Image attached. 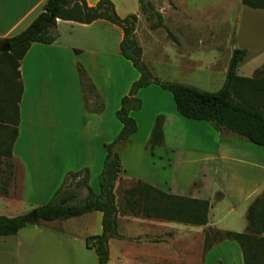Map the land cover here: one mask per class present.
Returning a JSON list of instances; mask_svg holds the SVG:
<instances>
[{"label":"crops","instance_id":"1","mask_svg":"<svg viewBox=\"0 0 264 264\" xmlns=\"http://www.w3.org/2000/svg\"><path fill=\"white\" fill-rule=\"evenodd\" d=\"M46 1L0 0V39L12 37L23 31L43 10ZM97 1L86 0L89 6L95 5ZM111 1L117 14L121 17L135 13L134 10L131 12L134 0L123 1V8L126 11L123 14H119L116 2ZM182 1L184 0H180L178 7L181 11L174 12V19L189 21L184 24L189 39H186V43H184L182 40H185V37L180 36L177 44L174 45V55L180 70L192 69L198 65V59L193 56V53L198 50L200 45L205 46L206 49L210 46H220L219 40L215 38L217 35L221 36L220 41L224 37L228 39L227 21L229 19H237L238 22L233 50L236 48L246 50V56L237 68L240 69L239 67L252 58H254V62L258 63L257 68L264 64L263 10L249 8L242 3V0H208L203 4L208 5L206 8L208 12H201L198 10V6L194 9L182 8ZM196 1L195 4H198L201 0ZM138 14L146 19L140 6ZM162 14L161 12L160 15L163 18ZM136 16L135 38L139 32L138 21L140 19L138 15ZM252 19L261 25V34L251 40L253 45H249L246 42L251 39L248 28ZM200 26H204V30L201 31L204 40L197 34L194 37L191 35L193 32H197ZM147 28L144 35L149 41V57L160 60V53L163 49L155 37V32L159 28L152 30L149 23ZM224 28H226L225 31ZM56 31L58 38L55 42L31 44L19 65L23 92L19 104L18 135L13 144L12 155L15 162L21 167L22 184L20 200L16 205L23 207L29 204L33 210L47 204L53 198L70 172H77L84 168L89 170V186L97 194L93 189L92 179L96 178L97 174L99 176L101 174L106 154L105 145L112 142L121 129V123L116 116L121 99L128 94L133 82L139 78V73L132 63L121 56L119 52L123 31L118 26L105 20L80 24L57 19ZM142 58L150 69L143 48ZM78 64L87 72L104 102V110L100 113H90L85 109L77 71ZM121 73L125 76L122 78L121 86H118ZM165 92L167 91L155 84L137 91L136 96L141 100V108L130 113L136 121L137 131L117 148L123 170L115 183V194L121 182L123 189L119 190L122 197L125 189L133 185L136 180H142L172 194L206 199L211 204V214L214 210L211 199H220L226 204V211L230 215L226 228L228 227L227 229L230 231H242L240 230L242 228L228 225H233L237 221L236 210L240 207L243 208V217L239 222L243 229L245 226L247 227L245 221L247 222L246 211L249 202L264 189V174L262 173L264 165L252 158H246V155L241 156L242 149L252 147L248 148L244 143H240L241 141L239 142L232 133L219 131L212 126L206 127L204 121L183 118L177 112L173 98H170ZM147 102L152 104L148 109ZM160 115L164 117V141L161 146L155 147L154 155L161 151L168 162L180 155V159L185 162L198 161V163L211 166V171L203 173V176L211 177L207 190L204 189L202 183L199 191L180 193L182 186H179L180 191H178L169 181L164 180L160 183L155 176H148L142 166L137 165L140 167L139 171L133 165L136 163L124 158L125 150L132 151L136 148H143L145 152L147 151L154 122ZM71 126L75 130L73 137L70 135ZM247 167L254 174H244L241 169ZM234 168L240 169V171H235ZM191 183L189 182L186 187L188 188ZM83 191L86 195V190ZM7 201L11 203L9 199ZM123 204L122 200L123 214L117 215V231L119 223H122L126 230L141 226H145L146 230L144 231L143 228L142 232H136V234L118 232L120 238H111L108 243V264H167V261H170L169 264H207L208 256L215 249L223 246L224 249H231L226 262H223L225 260L219 256V260L223 264H243L239 245L237 243L238 247L231 245L227 240L212 246L205 254L202 250L201 259L199 251L203 247L204 239L201 237L199 242L198 234H193V231L200 226L179 222L176 223L180 224L185 229L183 232L189 235L185 236L187 239L184 243H180L179 246L175 243L176 249L166 254L164 244L169 240L174 241L177 236L175 237L174 233L170 237H165L162 234L165 231L164 226L172 224L174 221L133 215L123 208ZM96 212H89L67 220L47 221V223L61 222L64 224L75 218L97 216L95 221L100 223L101 232L102 214ZM211 214L206 225L219 227L218 222L212 221ZM87 221L90 224L91 219H85L84 222ZM38 222L30 224L37 226ZM19 231L15 235L0 237V242L3 244L8 243L7 240L14 237L16 241L13 249L16 253L24 242L18 235ZM59 232H65V230L59 229ZM100 232H94L92 235ZM87 236L83 239V251H79L80 259L89 258L90 254L94 252L93 249H89L85 245Z\"/></svg>","mask_w":264,"mask_h":264},{"label":"trees","instance_id":"2","mask_svg":"<svg viewBox=\"0 0 264 264\" xmlns=\"http://www.w3.org/2000/svg\"><path fill=\"white\" fill-rule=\"evenodd\" d=\"M138 2L141 12L150 21L154 11L152 3L149 0ZM242 3L249 8L264 11V0H242ZM155 16L158 22L150 24L152 30L163 27L160 13ZM57 19L80 24L105 20L118 26L123 31L119 52L139 73V78L133 82L128 94L121 99L116 113L121 129L117 137L105 145L99 193L95 194L90 188L89 170L84 168L70 172L53 198L34 209L36 222L67 220L89 212H100L101 232L87 237L85 245L94 250L97 264H108L109 240L121 237L117 231V215L122 205L119 207L116 202L115 183L123 169L117 148L137 131L136 121L130 115L132 111L141 108L137 91L151 84L158 85L172 95L176 110L183 118L208 122L219 131L235 134L255 146L264 147V65L252 77L238 75L237 66L245 58L246 50L236 48L232 51L224 83L216 92L162 81L153 76L143 61L142 48L135 38V14L120 17L111 0H98L93 6H89L86 0H47L43 10L23 31L0 39V195L3 196L9 195L8 188L15 180L16 162L12 148L18 135L19 104L23 92L20 61L31 44H51L57 40ZM3 45H7L9 50L2 51ZM77 71L85 109L90 113L102 112L104 102L92 80L79 64ZM163 122L162 115L154 122L148 141L151 153L155 147L163 144ZM82 190H86V195L79 199ZM123 203V208L133 215L199 226L208 223L211 208L206 199L167 193L142 180H136L124 190ZM246 220L247 229L244 232L208 229L205 233L204 254L213 245L228 240L239 245L243 264H264V191L248 206ZM25 226L20 216L0 215V237L15 235ZM210 235L216 236V240L214 237L210 241Z\"/></svg>","mask_w":264,"mask_h":264},{"label":"rangeland","instance_id":"3","mask_svg":"<svg viewBox=\"0 0 264 264\" xmlns=\"http://www.w3.org/2000/svg\"><path fill=\"white\" fill-rule=\"evenodd\" d=\"M114 1L117 4L119 14H123L124 12H126L125 9L123 8V1L125 0H114ZM207 1L208 0H201L198 4H195L197 2L196 0H184L181 2V5L182 8L184 9L186 8L194 9L196 6H198V10H200L201 12H208V10H206L208 5L207 6L203 5ZM150 2L154 7V11L152 13L151 20L148 22L149 26L152 23L156 24L158 22L155 16L156 13L158 12L163 13L162 14L163 15L162 19L164 23L163 27H160L158 31L155 32L156 34L155 37L158 40V42L161 43L160 45L163 49V51H161L160 53L161 54L160 60L150 59L149 57L150 54L149 46H148L149 41L144 35L145 31L148 30L147 28L148 20L146 21L144 17L138 14V7L140 6L138 0H134L133 2L134 4L133 6H131L132 7L131 12H133L134 10L135 13L133 14H136L140 17L138 21L139 32L136 37V40L139 42V44L146 53V58H147L146 60L149 62V66H150L149 70H151L152 73L155 74L153 76H155L156 78L162 81L164 80L168 82H181L182 84L193 86L202 91H208V92L218 91L224 83L225 75L229 68V60L232 54V50L233 48H235L233 44L235 41V34L237 30V23H238L237 19L236 20L229 19L227 21V26L229 30L228 39L227 37H224V39L220 41L221 36L217 35L215 38L219 40L218 43H220V46H216V45L210 46L208 49H206L205 46L200 45L198 50L193 53V56H195V58L198 59V65L192 69L180 70L178 66V61L174 55L175 54L174 45L177 44V40L180 38V36L185 37V40L184 39L182 40L184 43H186V39H189V36L185 32L186 26L184 25L185 22L189 23V21L174 19V12L178 10L181 11V9L178 8L180 5L179 4L180 0H151ZM176 2L178 3V6ZM199 22L205 23L206 21H199ZM218 22L224 23L225 21H218ZM225 29L226 28H224V31ZM203 30H204V26H200L197 32L195 33L193 32V34H191L192 37H194V35L197 34L199 35V37L203 38L202 40H204L203 34H201L203 33L201 32ZM168 33H170V35ZM248 33L251 39L250 40L248 39L246 44L253 45L251 40L256 35L260 36L261 34V25L259 24V22L252 19L250 21ZM257 64L258 63L254 62V58H252L251 60L247 61L244 65L239 67L240 69L237 68L238 69L237 74L240 76L252 77L254 71H256L257 69L261 68L264 65L263 64L261 65V67L257 68V66H259ZM255 68L257 69L255 70ZM119 71L121 72V69H119ZM124 76L125 75L122 73L119 75L118 86H121V81L122 78H124ZM165 93L170 98H172V95L169 92H165ZM146 104H147V109L149 108V105H152L150 102H147ZM203 123L204 125H207L206 127L212 126L208 122H203ZM70 135L71 137L75 135V130L73 126H71L70 128ZM232 135L234 136L235 134ZM235 137H237L236 139L239 142L241 141L240 143H244L245 145H247L248 148L252 147L250 149H242V151L240 152L241 156L246 155V158H252L255 161H258L259 163L261 162L264 165V147L255 146L249 143L248 141H246L245 139L240 138L239 136L235 135ZM162 153L163 152L159 151L154 155V150L153 153H151L148 147L146 152L143 150V148H136L132 151L125 150L123 152V156L125 159L128 158L127 160L136 163L133 165L135 168H138L139 171H140V167H137V165L142 166L143 167L142 169H144V172H146L148 176H152V175L153 177L155 176L160 183L164 180H166L167 182L169 181L171 182V184H173L174 186L173 188H175L178 191H180V187L182 186L180 193L187 194L189 192L193 193L195 190L199 191V189H201L202 183L204 184V189L205 190L208 189L211 177L209 178L207 176H203V173L205 174L206 171H211V166L209 165L206 166V164L198 163V161L185 162L183 161V159H180V155H178V157H175L173 160L170 159L169 162L171 161V163L169 164L167 158L163 156ZM234 170L240 171V169L237 168H234ZM241 170L244 174L247 173L251 175L254 174V172L250 171L249 167ZM262 173L264 174V172ZM14 174H15V180L12 184H10L8 188L9 195L8 196L0 195V215L7 217L20 216L22 218H26V216H28L33 211V209L29 204L23 207H21L22 205L20 206L16 205L17 203H19L20 200V191L22 184V171L20 165H18L17 162L14 165ZM99 181H100V176L97 174L96 178L94 177L92 179V184L94 186L93 189H95L97 194L99 193ZM189 182L192 183L187 188L186 186ZM122 185L123 183L121 182L120 185L117 187V192H116V200H117L116 202L119 207L122 205V200H123V195L121 197V193L119 190V189H123ZM263 191L264 189L258 196H260L263 193ZM84 196H85L84 191L82 190L79 195V199L83 198ZM7 199L11 200V203H9ZM252 200L249 202V205L252 202ZM211 201L214 210L212 211V214L211 211H209L208 218L211 214L213 216L212 221L214 223L218 222L217 224L219 227L207 226V225H204V227L202 226L198 227L195 231H193V234H198L199 242L201 241V237L205 240V233L208 231V229L229 230L227 229L228 227L226 228V224L227 222L229 224V220H230L229 219L230 215H228L226 211V204H224L223 200L216 198H212ZM121 207L119 212L120 215L123 214V210L121 209ZM242 209L243 208L240 207L237 208L236 210L237 221L233 223V225H228V226H233L234 228H242L240 229L242 231H237V232H244L247 229L246 226L245 229H243V227H241V223L239 222V220L241 221V217H243ZM90 217L88 216L87 218L71 219L64 224L61 222L47 223V221L44 220H39L37 226H35L34 224H27L18 233L19 237H21V239L24 242L23 245H21L18 248L17 253L13 249L14 243L16 241L14 237L9 238L7 240L9 242L6 244L0 242V264H78V262H81V264H97V258L94 252L90 254L89 258L80 259L81 257H79V253H80L79 251L81 250L83 251L84 237H86L89 234H91L89 236H93L92 234H94V232H100V227H99L100 223H97V221H95L96 220L95 217L97 216H90ZM85 219H89V220L91 219L90 224L88 223V221L84 222ZM245 224H247L246 221ZM164 227H165L164 229L165 231L162 234L163 236L170 237L171 235H173V233L175 237L177 236V239H175L174 241L169 240L166 244H164L165 253L169 254L173 252V249H176L175 243L177 246H179L180 243L181 244L184 243L185 239H187L185 236L189 234L183 232V230L185 231V229L176 222H173L172 224H167ZM143 228L145 231L146 230L145 226L133 228L132 230L131 229L126 230L123 224L119 223L118 232L122 234H136V232H142ZM59 229L65 230V232H59ZM214 237H215L214 240H216L217 238L216 236L210 235L209 240L212 241ZM74 239L76 240L74 241ZM229 243H231V245H235L236 247H238L236 242L234 241H230ZM203 247H204V241H203ZM203 247L201 248V251H199V256H201V259L204 254ZM202 250H203V254H202ZM230 251L231 249H224V246L222 248L215 249L214 252L210 256H208L207 264H219V262H221L219 260V256H222L223 258L221 259H224L225 261L223 262H226L227 256L230 254ZM169 262L170 261H167V264H169Z\"/></svg>","mask_w":264,"mask_h":264},{"label":"water","instance_id":"4","mask_svg":"<svg viewBox=\"0 0 264 264\" xmlns=\"http://www.w3.org/2000/svg\"><path fill=\"white\" fill-rule=\"evenodd\" d=\"M51 19H54V16H51ZM1 50L2 51H8L9 48L7 45H3L1 47ZM37 220L36 218V212L35 210H33L28 216H26V218H23V221L26 223V224H30V223H35Z\"/></svg>","mask_w":264,"mask_h":264}]
</instances>
